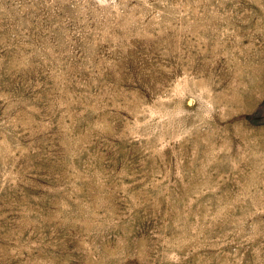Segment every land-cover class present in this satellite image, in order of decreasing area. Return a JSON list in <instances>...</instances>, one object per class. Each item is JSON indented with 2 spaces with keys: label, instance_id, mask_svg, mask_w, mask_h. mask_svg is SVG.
<instances>
[{
  "label": "rangeland",
  "instance_id": "1",
  "mask_svg": "<svg viewBox=\"0 0 264 264\" xmlns=\"http://www.w3.org/2000/svg\"><path fill=\"white\" fill-rule=\"evenodd\" d=\"M0 264H264V0H0Z\"/></svg>",
  "mask_w": 264,
  "mask_h": 264
}]
</instances>
